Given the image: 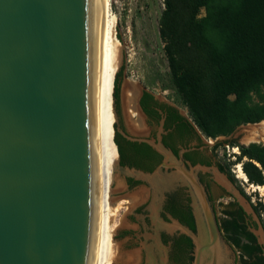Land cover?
Returning a JSON list of instances; mask_svg holds the SVG:
<instances>
[{"label": "water", "instance_id": "95a60500", "mask_svg": "<svg viewBox=\"0 0 264 264\" xmlns=\"http://www.w3.org/2000/svg\"><path fill=\"white\" fill-rule=\"evenodd\" d=\"M102 45L103 0H0V264H95ZM141 93L136 104L146 118ZM117 129L166 157L153 172L124 167L120 156L117 163L149 187L157 245L159 230L179 229L194 244L193 264H237L198 175L210 172L253 215L264 251V224L225 173L187 167L160 137L156 143ZM179 187L189 193L196 231L159 217L166 194Z\"/></svg>", "mask_w": 264, "mask_h": 264}, {"label": "trees", "instance_id": "16d2710c", "mask_svg": "<svg viewBox=\"0 0 264 264\" xmlns=\"http://www.w3.org/2000/svg\"><path fill=\"white\" fill-rule=\"evenodd\" d=\"M164 3L160 38L169 65V86L177 100L188 108L196 128L206 137L216 138L230 134L238 125L264 120V0H165ZM118 38L122 42L121 36ZM123 72L121 67L113 88L117 113ZM152 98L151 93H145L140 102L148 116H153L149 108ZM114 128L120 164L152 172L160 161L153 147L128 140L119 133L116 123ZM238 147L237 160L247 159L243 171L249 182L263 186L264 146ZM220 169L225 171L224 166ZM165 208L172 217L196 231L190 203L172 195ZM254 208L264 224V205ZM227 224L223 228L225 239L240 252L239 264H264L256 236L243 235L235 220H227ZM183 245L191 249L192 240L183 237ZM181 259L178 256L175 261L179 263Z\"/></svg>", "mask_w": 264, "mask_h": 264}, {"label": "rangeland", "instance_id": "374dc122", "mask_svg": "<svg viewBox=\"0 0 264 264\" xmlns=\"http://www.w3.org/2000/svg\"><path fill=\"white\" fill-rule=\"evenodd\" d=\"M164 2L165 0H110L112 12L119 19L118 35L121 36L123 45L122 63L119 69L124 67V72L120 83L116 124L119 129H123L133 138H148L150 127L143 116L142 125H139V122L132 119L131 114L135 109L132 104H126V99L124 98L129 88L133 90L131 95H135V104L141 90L147 88L160 100L166 98L177 104L183 113L191 118L188 108L177 100L174 90L169 86V65L164 52V43L160 38V18L165 8ZM204 15L205 10H202L201 16ZM250 131L259 133L256 140H245L250 133H253ZM199 132L213 143L223 142L218 149V156L222 163L229 167L231 176L236 180L237 189L244 191L245 196L250 198L248 200L252 205L258 207L260 204L264 205V195L259 191L252 192L249 186L237 177L236 172V167L241 165L243 169V163L247 161L246 158L242 161L237 160L240 155L238 145L249 146L250 144H257L264 146V120L254 124L238 125L230 134L221 135L216 138L206 137L201 131ZM228 141H235V144H229L227 143ZM257 165L259 166V164ZM116 174L119 178H117V181L112 186V190L115 192L111 195V201L118 208L110 216V228L114 244V259H112L110 264H137L140 250L142 249L141 244L143 243L141 225L144 230H148L146 229L145 218H142L143 214L135 212V223L129 219V216L132 214L129 207L131 205L136 206V210L144 206V211L150 214L148 206L152 197L149 187L145 182L141 181L145 185H139L128 190L126 177L129 176L120 171H117ZM118 184H121V186H118ZM116 186L120 189L117 187V190H115ZM138 194H141L140 198L136 197ZM217 207L219 216L221 217V208ZM262 218H264V214H262ZM149 219L152 225L150 228L153 230L152 220L151 218ZM125 231H131V234H125ZM177 231L181 232L179 229H174L173 233ZM146 234L148 233H145L144 236ZM151 238L153 239V237ZM151 238H146V242L148 240L152 241Z\"/></svg>", "mask_w": 264, "mask_h": 264}, {"label": "flooded vegetation", "instance_id": "af4514ba", "mask_svg": "<svg viewBox=\"0 0 264 264\" xmlns=\"http://www.w3.org/2000/svg\"><path fill=\"white\" fill-rule=\"evenodd\" d=\"M141 92L142 93L139 99V103L143 99L145 93H151L153 96V98L149 101V108L153 112V116H148L143 110L146 114L148 126L150 127L148 139L154 140L156 141V143H158V139L160 137L161 144L164 145V147L170 152H172L174 157H176L178 160H183L187 167L203 165L208 167H215L221 171L220 166H224L225 171L221 172L225 173V175H227L236 185V180H234L231 176L229 172V167L224 165L220 158L215 155L216 153L218 154V149L221 147V144L223 142L213 143L209 141V139L205 138L196 128L193 121L188 117L187 114L183 113L182 109L177 104L169 101L166 98L160 100L154 93L149 91L147 88H143ZM135 108L137 109V113L135 116L131 114V117L133 120L139 122V125H142L143 115L140 113L136 104ZM139 114L140 118H138ZM228 142L234 143L235 141ZM153 149L160 157V161L154 167V170H156V168H158L164 161H166V157L162 153H160L156 148L153 147ZM167 163H171V160L167 161ZM130 168L135 169V167ZM168 171L171 172L173 171V169L170 168L168 169ZM198 175L201 182L206 188L210 201L212 202L213 208L217 216L219 227L224 237L225 232L223 228L226 225H229L227 224V220H235L239 224V226L242 227L241 233L243 235H246L245 233L255 235L252 230L257 228V222L251 214L245 211V209L238 203L236 198L214 179L212 173L199 172ZM139 185L145 184L135 178L126 177V186L128 190L135 188ZM238 188L240 189V187ZM172 195L180 196V200L185 204L190 203V196L186 187H179L176 191L166 194V197L163 201V205L159 211V215L160 218L167 221H169L168 215L171 214L166 210L165 207L168 198ZM217 206L221 208V217L219 216ZM253 207H255V205H253ZM129 208L132 211V214L129 216V219L135 223V212L143 214L145 216V221L147 225L146 229L148 230H144L143 226L141 225L143 243L141 244L142 249L140 250L139 261L137 262V264H147L148 253H151V255L156 258L158 264L161 262V258L165 256L168 257V264H193V242V246L191 249H189V247L185 245L181 246L182 238H189L188 236L179 231L173 233V231L168 232L166 230H159V238L162 246L157 245L155 240L151 238L156 235V226L153 225V230L152 228H150L152 226L149 219L150 214H148L147 211H144V206L136 210L135 207L132 205ZM124 233L130 235L131 231H125ZM145 233L148 234L144 236ZM146 238H151L152 241L148 240L146 242ZM228 243L234 249L235 261L237 264H239L240 252L237 251L236 248L230 242ZM257 244L259 245L258 241ZM164 247L166 248V250L163 249ZM262 252L264 256L263 249ZM178 256L182 258L179 263L175 261V258H177Z\"/></svg>", "mask_w": 264, "mask_h": 264}, {"label": "bare ground", "instance_id": "6f19581e", "mask_svg": "<svg viewBox=\"0 0 264 264\" xmlns=\"http://www.w3.org/2000/svg\"><path fill=\"white\" fill-rule=\"evenodd\" d=\"M118 17L112 12L110 0H103V45H102V69L99 103V207L98 228L95 264H110L114 259L113 234L110 228V216L118 207L111 201V195L115 192L112 186L117 181V163L119 152L114 142L116 114L113 100V88L115 77L122 63V42L118 38ZM131 86V85H130ZM126 91V90H125ZM129 88L125 95V103L133 105L136 115L135 95ZM140 118V114L138 115ZM253 132V131H250ZM254 133V134H253ZM250 133L245 140H256L258 132ZM237 177L245 182L252 192H261L264 195V186H256L248 182V178L241 165L236 167ZM222 181V179H220ZM153 183H155L153 181ZM119 186V184H118ZM116 189L117 190V187ZM118 189H120L118 187ZM122 190V189H121ZM141 194L136 197L140 198Z\"/></svg>", "mask_w": 264, "mask_h": 264}]
</instances>
